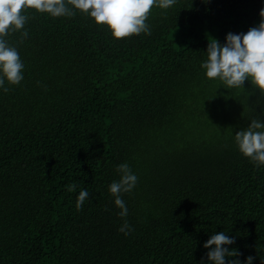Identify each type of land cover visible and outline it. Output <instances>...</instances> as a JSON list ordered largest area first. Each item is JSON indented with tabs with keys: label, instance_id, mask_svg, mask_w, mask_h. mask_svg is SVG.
<instances>
[{
	"label": "trees",
	"instance_id": "obj_1",
	"mask_svg": "<svg viewBox=\"0 0 264 264\" xmlns=\"http://www.w3.org/2000/svg\"><path fill=\"white\" fill-rule=\"evenodd\" d=\"M261 7L154 5L150 34L119 39L79 10H22L27 37L6 39L23 80L0 87V264H210L203 244L221 231L242 253L227 259L261 264L264 166L234 134L264 123V95L249 80L226 89L200 67L208 37L246 32ZM122 163L138 177L121 194L123 218L108 191ZM125 220L128 235L118 231Z\"/></svg>",
	"mask_w": 264,
	"mask_h": 264
},
{
	"label": "clouds",
	"instance_id": "obj_2",
	"mask_svg": "<svg viewBox=\"0 0 264 264\" xmlns=\"http://www.w3.org/2000/svg\"><path fill=\"white\" fill-rule=\"evenodd\" d=\"M176 3L177 0H0V87L4 86L5 81L10 85H18L23 80L24 64L17 48L6 39L16 31H21L20 43L27 37L24 25L29 17L22 14V10L35 9L53 18L72 17L75 10H79L96 24L107 25L112 36L119 39L133 34H150L146 20L152 7L155 5L168 9ZM259 18V23L246 32L227 33L223 44L208 37L204 51L206 59L200 65L207 78L219 80L226 89H243L244 82L249 80L264 95V7L259 10ZM4 91L9 89L4 87ZM234 141L242 155L255 165L264 166V123L259 118L252 119L246 128L236 131ZM116 171L120 178L110 183L108 191L114 197L115 205L121 209L118 215L123 218L128 213L121 194L131 192L138 177L126 163L119 164ZM77 187L69 184L67 190L74 192ZM88 196L87 189L79 192L77 210L82 208ZM118 231L128 235L131 226L125 220ZM234 242V238L224 231L212 234L203 244L204 248L210 249L205 253L210 264H252L255 259L253 256H247L243 262L239 259H227L242 255L235 248L226 247Z\"/></svg>",
	"mask_w": 264,
	"mask_h": 264
}]
</instances>
